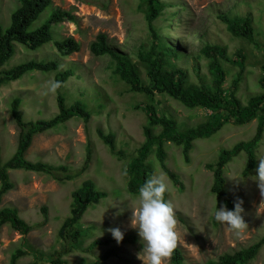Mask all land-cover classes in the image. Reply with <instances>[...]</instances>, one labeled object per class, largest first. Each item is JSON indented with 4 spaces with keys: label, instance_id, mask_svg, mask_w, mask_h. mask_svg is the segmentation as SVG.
<instances>
[{
    "label": "rangeland",
    "instance_id": "rangeland-1",
    "mask_svg": "<svg viewBox=\"0 0 264 264\" xmlns=\"http://www.w3.org/2000/svg\"><path fill=\"white\" fill-rule=\"evenodd\" d=\"M161 1L167 7L153 21L152 28L161 40L177 51L176 57L168 58L170 67L186 71L191 84L198 85L202 80L205 85H210L209 59L202 56L200 50L206 45L219 46L229 59L241 50L245 57L242 70L220 61L225 73L222 88L227 90L233 81H238L237 96L243 106L250 98L264 92L260 87L264 79V0ZM52 5L70 11L76 20L74 24L65 22L55 26L54 40L72 37L79 43L80 50L62 57L52 44H46L36 51L17 46L15 55L4 69L34 60L54 61L58 64V70L27 73L19 80L0 87L1 161L9 160L17 147L18 130L10 115L12 100H21L19 113L26 122L51 119L58 112L57 94L48 92V82L54 80L58 72L73 71V76L60 91L66 106L81 102L91 117L87 123L72 118L51 131L34 136L25 154V160L29 162L62 168L55 175L62 178L66 175L70 179L58 181L46 174L23 170L9 172L13 188L2 197L0 207L16 208L19 217L35 228L24 236L8 226L1 229L0 264H10L11 256L18 249L27 251L28 255L19 258L16 264H51L50 261L55 258L54 252L63 246L57 232L69 215L71 195L87 180L105 192L106 198L87 209L81 219L86 232L80 244L61 260L66 264H82L84 261L143 264V242L137 230L130 226L131 209L138 207L139 194L131 195L126 189L127 166L145 142L143 129L147 126V117L143 108L154 103L158 112L174 119L180 129L199 126L208 119L211 111L205 108L187 109L166 96L150 98L132 93L114 74V62L109 56L95 57L90 53L89 46L96 36L105 35L110 48L126 55L142 83L147 84V65L137 57L138 52L148 50L153 43L145 20L146 0H52ZM17 7L16 0H0L2 29L9 26L10 16ZM48 13L43 14L33 28L41 24ZM220 17H249L253 42L257 47L252 42L231 36ZM256 127V119L242 126L231 123L224 125L210 138L192 143L188 162L184 160L180 147L166 142L163 145L164 164L168 171L177 176L180 187L161 169L156 147L148 155L145 164L151 171L150 177L163 176L168 184L165 200L171 202L176 213L177 248L182 253L183 264L215 261L225 253L250 247L264 235V198L254 180L259 159L264 158V131L255 151V168L247 176L242 175L247 161L244 152H240L224 169L228 196L234 205L242 201L241 215L248 224V229L242 235L236 236L227 225L214 219L216 207L227 206L211 193L212 172L206 168L216 163L222 150H230L239 142L250 141ZM97 130L114 136L115 150H121L124 159L110 154L99 139ZM159 132L160 129L153 131L155 135ZM87 154L90 155L88 167L81 172ZM114 203L125 209L119 216L114 215L117 211L111 207ZM42 208L46 209L45 215ZM110 228H119L124 234L123 239L135 237L136 242L126 240L118 244L116 240H110L91 249L90 245L95 241L114 239L108 231ZM109 250L115 252V256L102 260ZM166 264H172L171 259ZM249 264H264V247Z\"/></svg>",
    "mask_w": 264,
    "mask_h": 264
},
{
    "label": "trees",
    "instance_id": "trees-1",
    "mask_svg": "<svg viewBox=\"0 0 264 264\" xmlns=\"http://www.w3.org/2000/svg\"><path fill=\"white\" fill-rule=\"evenodd\" d=\"M18 7L10 16V23L6 29L0 26V87L8 83L15 82L25 74L31 72L51 73L58 70V64L54 61H27L16 65L10 69H4L6 63L15 55L17 46L28 51H36L46 44L52 43L56 52L62 57H68L79 52L80 45L72 37L54 40L53 28L59 24L68 22L75 23V16L70 12L60 8H54L52 0H16ZM147 10L145 20L151 33L153 43L148 50L138 52L140 62L147 65L146 79L147 84H143L141 77L135 70L130 59L123 54L114 52L107 38L103 34H98L95 41L89 46L90 53L95 57L109 56L114 62V74L123 81L132 93L144 94L147 97L155 95L166 96L180 103L184 108L195 109L205 108L211 111L208 119L195 128L180 129L176 121L164 114H160L153 104H148L143 108L147 117V126L143 129L145 142L138 149L137 156L128 164L126 173L128 181L126 184L127 192L131 195L139 194V188L150 178L151 171L145 164L152 148L156 147V157L164 173L175 183L181 186L177 176L168 171L165 164V151L163 145L170 142L180 147L182 156L186 162L189 161V153L192 150V143L198 139H208L228 123L234 126H242L257 120V127L252 139L248 142H239L230 150H222L215 164L207 165L206 168L212 172L211 193L217 200H223L227 208L234 209V203L226 192V180L224 169L226 165L240 152L246 154V165L242 171L243 176H247L256 165L255 151L261 141L264 131V92L260 95L250 98L246 105H242L237 96L238 81H233L230 88L224 90L222 84L225 81V73L222 70L220 61L228 62L230 65L243 69L244 54L241 50L235 53V56L229 59L225 50L219 46H204L200 54L209 59V73L212 81L210 85H205L200 80L198 85L191 84L188 81V74L180 68L169 66L168 58L176 57L177 51L159 38L152 28V23L160 13L167 7L161 0H146ZM49 11L46 20L39 26L33 28L41 16ZM221 22L234 38H242L253 42L251 19L245 18H227L220 17ZM254 46L257 45L254 43ZM264 69V66H263ZM73 76V71L65 70L58 72L54 80L64 83ZM61 88L56 92V104L58 112L49 120L24 121L19 113L21 100L14 98L10 104V115L18 130L17 147L13 156L6 162L0 158V205L2 197L8 193L13 185L9 180L10 171H28L42 173L52 176L55 180L63 181L70 179L69 176L59 177L55 172L62 168L44 164L42 162H29L25 160V154L31 146L32 139L36 135L44 134L68 122L72 118H79L84 123L90 120L91 114L86 106L81 102H75L70 107L65 104V99L60 93ZM260 87L264 90V79ZM160 129L155 135L153 131ZM97 135L103 144L108 148L111 155L118 159H124V153L116 151L114 147V136L112 134H103L97 130ZM90 155L87 154L81 172L86 171ZM65 169V168H63ZM72 205L69 215L62 222L57 238L62 241L63 246L60 250L54 252L51 264H66L61 258L69 255L80 244L81 238L85 234V229L81 225V219L89 207L98 205L101 200L106 198V193L96 188L90 181H84L78 189L72 193ZM43 215L46 209L42 208ZM45 218V216H44ZM4 226H8L14 232L24 236L34 230L35 226L27 224L19 217L18 211L13 207H0V231ZM110 240L104 242L95 241L90 245L94 248L103 243L107 244ZM130 243H135V237L123 239ZM264 247V235L258 242L248 248L241 249L232 253H225L215 261H207L206 264H249L253 261L260 249ZM28 255L27 251L18 249L11 256L10 264H16L19 258ZM115 256V252L109 250L102 260ZM172 264H183V256L178 248L174 250L171 257ZM82 264H101L99 261Z\"/></svg>",
    "mask_w": 264,
    "mask_h": 264
},
{
    "label": "clouds",
    "instance_id": "clouds-1",
    "mask_svg": "<svg viewBox=\"0 0 264 264\" xmlns=\"http://www.w3.org/2000/svg\"><path fill=\"white\" fill-rule=\"evenodd\" d=\"M61 87L62 83L59 81L50 80L48 82V92L53 94ZM256 173L254 180L261 197L264 198V158L259 159ZM167 191L168 184L165 178L153 175L139 188L138 207L131 209L130 226L137 230L138 236L143 242L145 257L142 259L138 256L139 259H142L143 264H166L178 246L179 237L176 231L178 221L173 205L165 200ZM241 204L242 201H237L233 210H227L223 206L219 209L216 207L214 213V219L227 225L236 236L242 235L248 229V224L241 215L243 212ZM111 207L117 209L114 213L115 216L121 215L125 210L123 207H119L118 203H114ZM108 231L118 244L123 240L124 234L119 228H110Z\"/></svg>",
    "mask_w": 264,
    "mask_h": 264
}]
</instances>
